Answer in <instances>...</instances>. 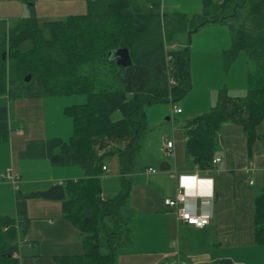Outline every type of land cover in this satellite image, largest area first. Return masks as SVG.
I'll list each match as a JSON object with an SVG mask.
<instances>
[{"label":"trees","instance_id":"trees-1","mask_svg":"<svg viewBox=\"0 0 264 264\" xmlns=\"http://www.w3.org/2000/svg\"><path fill=\"white\" fill-rule=\"evenodd\" d=\"M21 1L27 16L0 38V96H86L84 102L64 107L72 121L70 136L31 139L18 153L20 158L47 159L54 166L83 170L82 177L62 182L65 197L60 200L62 217L81 233L83 249L80 254L54 256L53 264H115L119 250L133 244V216L124 209L146 131L145 107L174 105L191 89L189 42L200 27L229 26L232 42L224 62L228 66L243 50L247 80L244 95L221 88L207 112L182 125L185 158L202 173L212 169L225 123L242 127L248 152L255 139L264 140V133H256L264 119V0H202L196 13L163 12L161 0H84V13L57 20L37 17L38 0ZM166 42L178 45L165 48ZM123 47L132 61L126 67L117 65L113 56ZM27 74L30 79L25 82ZM116 110L121 116L113 120ZM9 131L7 107L0 104V140ZM111 156L117 158L119 190L104 197L102 166ZM262 182L253 201V237L258 245L264 244V173ZM33 195L16 191L15 215L0 216V264H19L18 243L28 221L26 200Z\"/></svg>","mask_w":264,"mask_h":264},{"label":"crops","instance_id":"crops-1","mask_svg":"<svg viewBox=\"0 0 264 264\" xmlns=\"http://www.w3.org/2000/svg\"><path fill=\"white\" fill-rule=\"evenodd\" d=\"M160 3L163 12L196 13L202 7V0ZM35 6L40 20H57L86 11L84 0H38ZM27 14L21 0H0V38ZM231 42L230 28L225 23H210L196 30L189 42L191 89L180 99V111L173 112L176 105L167 102L145 107L146 131L155 129L152 134L161 146L164 139L172 140V155L161 156L153 149L136 155L129 202L124 209L133 216L134 242L119 250L115 264H220L222 260L264 264V244H255L253 237V201L263 184L264 140L255 139L248 152L242 127L225 123L215 155L220 161L212 169L202 173L184 155L182 125L207 112L221 88L234 96L245 93L246 53L240 50L228 66L224 62V52ZM66 97L0 96L7 107L10 129L0 140V216L15 215L16 189L5 178L7 172L17 177L19 191L32 194L83 176L79 166H54L47 159L18 156L28 140L65 139L71 135L72 121L64 107L75 103ZM256 133H264V119L256 126ZM139 154L144 157L142 169L136 168ZM163 160L169 163V170H156ZM105 166L101 192L110 197L119 190L117 158L108 157ZM110 167L114 173L106 175ZM192 171L213 178V215L202 228L178 221L174 209L164 204V198L176 192V174ZM61 212L60 200L36 195L26 200L28 221L23 240L18 243L19 264H53L54 256L82 252L81 233Z\"/></svg>","mask_w":264,"mask_h":264},{"label":"built area","instance_id":"built-area-1","mask_svg":"<svg viewBox=\"0 0 264 264\" xmlns=\"http://www.w3.org/2000/svg\"><path fill=\"white\" fill-rule=\"evenodd\" d=\"M175 46V43H171L170 48ZM166 59L169 60L170 55H167ZM170 83L172 84V81ZM172 110L179 112L180 108L173 107ZM172 147V140H163L162 151L165 156L172 155ZM219 161L218 157L212 159L213 164ZM105 169L106 166H102V170ZM148 170L154 171L151 168ZM5 178L17 189V177L14 174L7 172ZM213 186V178L207 174L201 175L197 171L179 172L176 174V192L172 197L164 198V204L174 209L178 221L202 228L209 223L213 215Z\"/></svg>","mask_w":264,"mask_h":264},{"label":"rangeland","instance_id":"rangeland-1","mask_svg":"<svg viewBox=\"0 0 264 264\" xmlns=\"http://www.w3.org/2000/svg\"><path fill=\"white\" fill-rule=\"evenodd\" d=\"M244 10L245 8L242 7L240 9H238V11L240 12V14L242 15L244 13ZM171 44L170 42H166L165 43V47L166 48H170ZM4 57H7V53H8V50L5 49L4 52ZM6 63L7 65H9V67L11 66L10 65V61L6 60ZM11 70L9 69V75H11ZM66 98H69L71 99L74 103H82L86 100V96L84 94H71V95H67ZM0 104L1 105H4V99L0 98ZM175 107H179L180 106V100L177 101L175 103ZM121 116L120 112L118 110L114 111L111 115V118L114 120V119H118L119 117ZM155 129H152V130H148L146 131V133L144 134V139L142 138L143 142L141 144V149L142 151L140 150V154H144L145 151L149 150V149H153L155 150V152H158L161 156H164L163 155V151H162V146L159 144H157V140H155V137L152 133H154ZM148 135V139L146 137L145 139V136ZM139 154V155H140ZM137 156L136 158V168H141L142 169V161H144V157L143 156ZM108 164V162H107ZM158 169V167H156V170ZM114 172L112 171V168L110 167L109 170L107 171V174L106 175H110V174H113ZM19 190V187H17V189L15 191H18Z\"/></svg>","mask_w":264,"mask_h":264},{"label":"water","instance_id":"water-1","mask_svg":"<svg viewBox=\"0 0 264 264\" xmlns=\"http://www.w3.org/2000/svg\"><path fill=\"white\" fill-rule=\"evenodd\" d=\"M113 56H115L116 63L119 66L126 67L132 63L128 49L125 47L114 50ZM29 79H30V74L24 76L25 82L29 81ZM169 168L170 165L166 160L161 161L158 165V169L161 171L169 170ZM33 194L41 198L54 199V200H62L65 197L62 183L52 184L46 190L33 191Z\"/></svg>","mask_w":264,"mask_h":264}]
</instances>
